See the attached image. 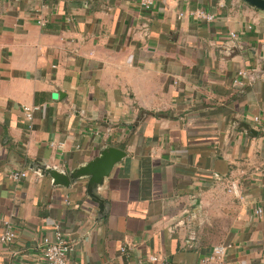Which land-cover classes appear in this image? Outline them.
I'll return each mask as SVG.
<instances>
[{"label": "crops", "instance_id": "0c3cea01", "mask_svg": "<svg viewBox=\"0 0 264 264\" xmlns=\"http://www.w3.org/2000/svg\"><path fill=\"white\" fill-rule=\"evenodd\" d=\"M106 145L128 155L97 189L103 214L87 178L64 187L35 169L72 170ZM57 225L69 264H201L223 242L226 264H264V10L0 0V236L17 233L0 264H45Z\"/></svg>", "mask_w": 264, "mask_h": 264}, {"label": "built area", "instance_id": "2783aa9c", "mask_svg": "<svg viewBox=\"0 0 264 264\" xmlns=\"http://www.w3.org/2000/svg\"><path fill=\"white\" fill-rule=\"evenodd\" d=\"M187 1V0H185ZM154 0H141V4L145 8H149L153 4ZM193 14L205 21H213L215 16L213 13L205 9H197ZM242 74H247L246 71H242ZM37 106H25V112L27 119L32 120L33 112ZM255 121H260L259 117H255ZM27 171H12L10 177L13 180H20L27 177ZM227 191L238 194L237 183L235 181L229 182L227 185ZM258 213L262 210L258 209ZM16 231L12 228H8L1 236L0 241L12 242L16 238ZM42 254L45 264H69V253L73 250V245L67 240L60 227L56 226L55 237L50 238L45 236L41 240ZM232 245L230 243H218L213 246L212 250L201 258V264H226L227 256ZM150 261L156 262L157 264H169L168 259L165 256L158 254H152L149 256Z\"/></svg>", "mask_w": 264, "mask_h": 264}, {"label": "water", "instance_id": "95a60500", "mask_svg": "<svg viewBox=\"0 0 264 264\" xmlns=\"http://www.w3.org/2000/svg\"><path fill=\"white\" fill-rule=\"evenodd\" d=\"M250 5L264 10V0H244ZM61 93H55L54 97ZM127 152L113 145H106L100 149L99 154L93 159L80 164L76 168L65 171L57 166H49L42 162H37L35 169L42 175H49L52 178L54 185L69 187L72 181L80 178H87L88 194L93 201L99 204L100 213L105 212L104 200L97 194V189L107 178L114 166L120 163L126 156ZM34 166H32L33 168Z\"/></svg>", "mask_w": 264, "mask_h": 264}]
</instances>
